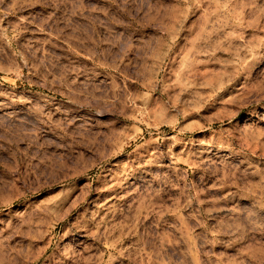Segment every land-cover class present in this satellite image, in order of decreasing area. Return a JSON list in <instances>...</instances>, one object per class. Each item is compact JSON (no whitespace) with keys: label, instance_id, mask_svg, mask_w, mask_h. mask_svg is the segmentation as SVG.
<instances>
[{"label":"rangeland","instance_id":"obj_1","mask_svg":"<svg viewBox=\"0 0 264 264\" xmlns=\"http://www.w3.org/2000/svg\"><path fill=\"white\" fill-rule=\"evenodd\" d=\"M0 264H264V0H0Z\"/></svg>","mask_w":264,"mask_h":264}]
</instances>
